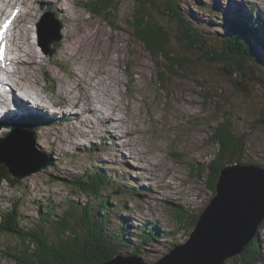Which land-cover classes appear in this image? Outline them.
Here are the masks:
<instances>
[{
    "label": "rangeland",
    "instance_id": "rangeland-1",
    "mask_svg": "<svg viewBox=\"0 0 264 264\" xmlns=\"http://www.w3.org/2000/svg\"><path fill=\"white\" fill-rule=\"evenodd\" d=\"M170 1L196 27L199 41L213 52L215 62L202 57L196 48L186 47L188 39L179 35V23L168 16L166 3ZM87 2L0 0V9L6 14H12L16 7L25 12H29V7L34 10L18 21L27 24L25 29L17 24L16 33L12 30V44L18 36L15 45L32 49L37 55L34 77H24L29 86L21 80L29 89L17 92L26 93L29 99L37 96L41 102L47 98L61 107L54 113L46 108L45 113L37 114L41 122L36 123L35 142L19 135V142L28 151L18 149L19 157L12 156L27 165L25 161L32 160L35 154L34 163L39 166L30 162L19 184L7 181L0 184V224L1 213L9 211L16 219L18 214L22 215L24 231L38 229L41 206L52 207L62 214L72 205L80 216L90 199L77 190L80 185L76 184V188L73 181L76 183L79 178L87 181L86 172L99 173L108 179L102 201H106L111 212L109 232L116 234L118 227L124 230L119 234L123 242L116 247L120 253L114 257L135 255L144 264H156L172 253L174 257L169 258L174 264H188L187 249L198 228L192 216L202 214L215 197L207 184V167L219 151L211 139L212 128L224 116L231 117L242 141L240 164L264 168V50L257 48V61L232 54L228 49L230 42H226L229 27H221L223 17L227 19L225 14L233 18L230 15L233 11L244 17L242 9L246 16L255 9L256 18L264 21V0H156L145 7L136 0H119L118 12L110 23L91 15L85 8ZM137 15L145 16L158 28L163 27L167 33L165 48L184 65L166 71L164 61H158L159 56L147 51L146 40L132 37L130 22ZM6 20V17L0 20V30ZM9 20L14 25L15 17L10 15ZM58 21L63 26V39L52 47L54 54L49 55L48 43ZM263 21L256 34L259 37L264 32ZM41 32H46L42 39ZM249 48L253 53L252 46ZM239 51L242 52L241 47ZM14 52L9 57L17 60L20 54L17 49ZM246 53L249 52L244 51L245 58ZM21 55L24 56L22 52ZM7 69L15 72L16 66L10 64ZM159 70L164 86L158 80ZM21 74L8 78V82L15 83ZM1 78L6 79L4 75ZM22 103L27 110L30 103L26 100ZM21 120L14 117L1 124ZM3 131L0 125V151L4 148L2 141L10 138ZM263 189L259 185L260 199L264 197L260 192ZM180 209L186 214L183 218ZM213 212L215 217L210 219L209 227L221 220L227 225L229 219L222 206L213 207ZM244 222L241 219L242 225ZM147 224L159 228L160 238L139 247L140 229ZM203 226L199 230L205 233ZM261 226L258 230L264 244ZM29 245L30 241L23 243L0 231V264H18L15 257L23 255ZM177 246L183 247L182 250L178 251ZM203 248L209 249L207 245ZM205 262L209 263L205 259L198 264Z\"/></svg>",
    "mask_w": 264,
    "mask_h": 264
},
{
    "label": "trees",
    "instance_id": "trees-1",
    "mask_svg": "<svg viewBox=\"0 0 264 264\" xmlns=\"http://www.w3.org/2000/svg\"><path fill=\"white\" fill-rule=\"evenodd\" d=\"M136 1L145 7L147 4L153 5L156 0ZM118 7L119 0H88L85 5L91 15L104 18L109 23L112 21L113 15L118 12ZM166 7L168 16L179 23V35L184 39H188L186 47L196 48L201 52L202 57L215 62L214 56H211L213 52H209L199 41L196 27L190 25L180 15L172 1L168 4L166 3ZM242 11L244 17H240L236 12L234 14L233 11H229L230 15H234L233 18H228L225 14L227 19L223 17L221 27L224 29L229 27V38L226 37V42H230L228 49L232 51V54L234 53L236 56L246 60L257 61L255 59L257 58V48L261 47L264 50V32H262L263 35L260 37L256 35L263 20L256 18L255 9L248 16L245 15L244 9ZM140 12H137V14H140ZM217 14L220 15L221 13L217 12ZM130 25L133 28L134 36L132 37L146 40L145 47L147 51L153 56H159L158 61H164L162 66L165 67L166 71H170L176 65H184L181 59L174 57L170 50L165 48L164 43L167 40V33L163 27L159 26L160 28H158L151 23V20H146L143 15H137L135 21L130 22ZM177 39H179V36ZM247 42L249 46L246 45ZM250 46L253 48V53L250 52ZM239 47L242 48V52L239 51ZM246 50L249 52L246 53L247 58L244 55ZM262 57L264 58L263 55ZM128 69L130 71V68ZM243 72L246 73L248 71L243 69ZM158 74L159 83L164 86L165 81L162 79V70H159ZM223 118L224 120H221L218 125L212 128L211 139L217 144L219 151L216 154V158L213 159V163H210L207 167L209 171L207 184L215 195L221 168L224 165L242 162L240 153L243 147L240 136L235 132L231 117L224 116ZM53 123L56 125V122ZM237 152H239V155H235ZM84 176L87 181L81 178L76 183L73 181L75 187L76 184L80 185V187H76L77 190L90 199L80 216L76 215V207L72 205L66 211H63L62 214H58L52 207L41 206L39 208L40 224L38 229L24 231V229H21V214H18V219H16L12 212L1 213L3 222L0 224V231L2 233H9L19 238L23 243L30 241L31 245L27 247L23 255L15 257L18 264H104L117 253H120L116 247L123 242L119 234L124 230L121 227L117 228V238L116 234L109 232L111 212L108 211L105 204L106 201L104 199L102 201L103 190L108 179L100 176L99 173L89 174L86 172ZM4 181L19 184L20 180L15 179L10 174L9 169L0 164V184ZM94 204H97V206L94 207ZM180 210L182 211L181 218H183L186 214L184 215L183 209ZM200 215L192 216L195 226L199 221ZM263 226L264 224L261 227ZM158 229L151 224L143 225L139 234L142 244H139V247L150 244L155 239L159 240L161 232ZM229 260L233 261L234 264H264V244L261 243L260 236L253 239L247 249L240 255L227 261Z\"/></svg>",
    "mask_w": 264,
    "mask_h": 264
},
{
    "label": "water",
    "instance_id": "water-1",
    "mask_svg": "<svg viewBox=\"0 0 264 264\" xmlns=\"http://www.w3.org/2000/svg\"><path fill=\"white\" fill-rule=\"evenodd\" d=\"M55 27L56 31L52 35L47 47V54L49 55L54 54L55 51L52 47L58 45L63 39L61 35L63 26L58 22ZM41 37H45L42 32ZM16 126L19 127L18 122ZM6 127H8V124ZM30 128L31 126H26L22 127L21 130L23 132L30 131ZM9 135L14 139L17 138L15 131ZM8 148L12 150L11 146H8ZM1 162L5 163L10 171L17 176L16 171L18 167L14 162L11 160ZM48 163L50 162L48 161ZM40 165L44 166V168L47 167V165ZM225 167L217 183V193L206 207L205 211L201 214L197 223L198 228L193 235L192 243L188 246L190 250L187 249V255L195 260L192 264H198L200 260L205 261V259L210 264H224L228 259L240 255L251 240L260 236L258 229L264 221V197L260 199L258 187L260 185L264 188V168L257 165H244L240 163L228 164ZM260 192L264 194V189ZM216 206L223 207L229 220L227 225H224L225 221L221 220L219 224L215 222L216 224H214V227H209L212 222L211 220L215 217L213 207ZM256 213L259 214V216L252 217V215ZM241 219L245 220L243 225ZM201 224L204 225L203 228L205 229V233L199 230ZM200 244L207 245L209 249L204 250V245L200 248ZM182 248L183 247L179 246L176 247L178 251H181ZM169 256L174 257V254L170 253L166 255L156 264H164L165 261L174 264ZM125 263L144 264L142 260L137 257L122 256L114 257L104 264ZM205 264H207V262H205Z\"/></svg>",
    "mask_w": 264,
    "mask_h": 264
},
{
    "label": "bare ground",
    "instance_id": "bare-ground-1",
    "mask_svg": "<svg viewBox=\"0 0 264 264\" xmlns=\"http://www.w3.org/2000/svg\"><path fill=\"white\" fill-rule=\"evenodd\" d=\"M32 7H29V12H25V11H23V8H18V7H16L15 8V10H12V14L10 13V14H6V13H4L3 12V10H1L0 9V14H1V16L0 17H2V18H0V20H2L3 19V17H6V19H9V17H10V15H12V18H14L15 17V23H14V21H13V24L15 25V27H14V25H13V29H11V31H10V33H9V35H8V37H6L5 39H6V42H9L11 39H13V37H12V34H13V36H14V32L17 30V24H18V21L21 19H23L22 17L24 16H27L31 11H33L34 12V10L32 9V10H30ZM11 9V8H10ZM8 11V10H7ZM6 12V11H5ZM11 12V11H10ZM52 16V15H51ZM55 16V15H54ZM53 16V17H54ZM58 18V17H57ZM56 21V20H55ZM4 22V21H3ZM45 22V21H44ZM59 22V21H58ZM58 22H56L57 24H58ZM27 24L26 23H22V25H21V22L18 24V26H20V28H21V26H22V29H25L27 26H26ZM15 28V29H14ZM12 30H14V32L12 31ZM40 30V29H39ZM13 32V33H12ZM16 33V32H15ZM40 35H41V33H40ZM44 35H46V32H44ZM31 38V37H30ZM41 39H42V37H40ZM17 40H19L18 39V36H17V38H14V44L16 43L15 41H17ZM12 41V40H11ZM19 42V41H18ZM17 46H19V45H16V49H17V53H18V55H19V57H17L18 59L16 60L15 59V57L13 58V62H12V64H14V66H16V71L14 72V75L13 74H9L7 71H4V73H6L7 75H8V77L10 78V79H13V76H16L18 73L19 74H21L22 76H17V80H15V83L13 82V84L12 85H10L9 84V82H10V80H7V81H9V82H7L6 81V84H2V86H3V94H2V104H1V106H0V117L1 116H3V115H5V117H4V119L5 120H1L0 121V123H2V122H7L8 121V119H11V118H14V117H21V118H23V121H25V124H21V123H23V121L21 120V121H19L18 123H19V127H17L16 126V124H17V122H14V121H12V122H10L11 123V125L10 124H8V127H4V133H5V135H7V136H9L10 138H8V139H5V140H3L2 141V144L4 145V148L0 151V164L1 165H4V166H6L8 169H9V167L5 164V163H2L1 161H6V160H11L12 162H14V164L18 167V169H17V171H16V174H17V176L15 175V174H13L11 171H10V169H9V172H10V174L15 178V179H17V180H22V177H23V175L28 171V169H29V166H27V165H29V163L30 162H32L35 166H39L38 164H36V163H34V159H36V161H37V158H35V154H34V158L32 159V160H26L25 162L26 163H28L27 165H24L22 162H20L19 160H17V159H15L13 156H12V154H14L16 157H19V152H18V149L20 150V151H22L23 152V149L25 148V147H23V145L19 142V135H21L22 137H25V138H27V139H30L31 141H34L35 142V132H34V128H30V131H25V132H23L22 130H21V128L22 127H26L29 123H30V120L31 121H34L32 118H29L28 119V114H30L26 109H25V106L23 105V103H22V100L24 99L23 98V96H25L26 95V93H22L21 95H17L16 93H15V90L14 89H20V90H28L29 88L28 87H25L24 85H23V82L21 83V80L22 81H24V84H27L26 86H29V84H28V82L25 80V76H27V75H31V76H33L34 77V72L36 71V66H35V63L37 62V55H36V53H34L33 52V50L32 49H29V48H25V49H20V47H17ZM12 48V47H11ZM13 50H15V48H12ZM21 52L24 54V56H22L21 55ZM16 53V54H17ZM17 55V56H18ZM14 56V55H13ZM12 56V57H13ZM0 64H6V63H4L3 62V60H2V62H0ZM10 64V60H8L7 61V65H9ZM19 64H22V66H20ZM24 64H26V66H23ZM11 67V66H10ZM6 69V66H4L3 68H2V70H5ZM239 71V70H238ZM76 72V71H75ZM74 75V74H73ZM80 75V74H79ZM78 76V75H77ZM73 77V76H72ZM86 82V81H85ZM90 84V83H89ZM10 86H12V87H10ZM14 88V89H13ZM86 88H88L87 86H86ZM74 89V88H73ZM87 90V89H86ZM28 97V96H27ZM62 98H63V96H62ZM66 98V97H65ZM93 98V97H92ZM22 99V100H21ZM116 99V98H115ZM36 100L37 99H30V101H32V104H33V107H34V109H35V107L37 108V110H38V114H43V113H45L44 111L46 110V106L47 105H49V103L48 102H45V101H40V102H37L36 104H35V102H36ZM24 101V100H23ZM76 101H78L77 99H76ZM44 102V103H43ZM43 103V105H44V108H41V104ZM31 103L30 104H28L29 106H30V108H32L31 107V105H32ZM111 104V103H110ZM74 105V104H73ZM86 106V105H85ZM28 107V106H27ZM87 107V106H86ZM91 107V106H90ZM88 108V107H87ZM47 115V114H46ZM37 115H34V117H36ZM79 116H80V114H79ZM83 116V115H82ZM9 117H11V118H9ZM38 118H36V119H38V121L36 122V123H40L41 122V120H40V117L39 116H37ZM15 120H18V119H15ZM91 120V119H90ZM9 122V121H8ZM84 124V123H83ZM85 125V124H84ZM30 127V126H29ZM10 131V132H9ZM13 131H15L16 132V135H17V138L16 139H14L12 136H10L9 134L10 133H13ZM39 131V130H38ZM57 132V131H56ZM4 135V136H5ZM73 138V137H72ZM70 139V138H69ZM63 140V139H62ZM67 140V139H66ZM11 141H16V142H11ZM74 141V140H73ZM8 146H11L12 147V150H9V151H6V147H8ZM32 149V148H31ZM26 150V148L24 149V151ZM14 151H15V153H14ZM26 151H28V150H26ZM11 152V153H10ZM10 153V154H9ZM17 154H18V156H17ZM20 157L22 158L23 157V153L22 154H20ZM26 159H28V157L26 156ZM47 162V161H46ZM31 165V164H30ZM34 169V168H33ZM30 171V170H29ZM33 172V171H32ZM14 204V203H13ZM192 243V242H191ZM120 255V254H119ZM116 257H118V255L116 256ZM134 257H136L135 255H134ZM138 258V257H137ZM139 259H140V257H139ZM187 261L189 262L188 264H192L193 263V261H194V259H191V258H189V256L187 257ZM186 262V261H185ZM176 264H179V262H177ZM180 264H183V263H180Z\"/></svg>",
    "mask_w": 264,
    "mask_h": 264
},
{
    "label": "snow or ice",
    "instance_id": "snow-or-ice-1",
    "mask_svg": "<svg viewBox=\"0 0 264 264\" xmlns=\"http://www.w3.org/2000/svg\"><path fill=\"white\" fill-rule=\"evenodd\" d=\"M5 27H7V25Z\"/></svg>",
    "mask_w": 264,
    "mask_h": 264
}]
</instances>
